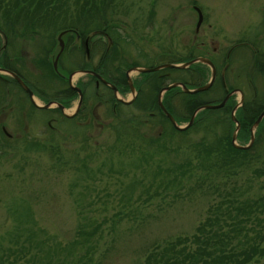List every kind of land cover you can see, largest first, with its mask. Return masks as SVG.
Segmentation results:
<instances>
[{"label": "rangeland", "instance_id": "1", "mask_svg": "<svg viewBox=\"0 0 264 264\" xmlns=\"http://www.w3.org/2000/svg\"><path fill=\"white\" fill-rule=\"evenodd\" d=\"M119 1L118 8L106 12L116 26L112 37L122 40L118 43L120 57L118 55L108 65L119 64L120 61L122 64L137 62L144 69L167 64L172 61V56L176 57L174 50L182 54V46L186 44L200 42L207 51L213 48L225 52L240 36L250 40L255 29H259L264 12V0ZM193 7L201 14L198 27ZM59 24L58 21L55 23L56 26ZM57 28L38 29L41 37L24 43L21 49H7L13 53L15 61H21L22 70L17 69L30 83V60L44 49L52 48L49 55L51 63L57 54V36L60 33ZM196 28L198 32L195 34ZM261 28L264 29L263 26ZM259 33L264 37L262 31ZM69 34L73 37L68 38L65 33L60 37L63 49L68 39H71L68 49L72 46L79 49L73 54L64 53L60 65L63 70L72 69L70 73L77 72L71 78V85L75 86L88 79L76 69L88 58L82 52L80 42L74 38L77 35ZM98 39L106 49L109 45L107 35L93 37V41ZM2 43L3 40L0 48ZM244 49L235 48L231 52L232 60L241 58L240 70L233 69L232 75L250 73V53ZM94 54L88 61L93 67L97 64V48ZM234 64L231 61L228 67L234 68ZM262 75L258 86L264 90ZM128 77L138 81L143 75L130 71ZM229 83L234 88H241L247 101L251 98L244 78L235 82L229 80ZM8 87L7 97L0 102V127H4L5 134L13 140L6 145L0 140V238L15 227L13 210L28 211V218L25 217L24 221L34 223L35 227L45 232L49 244L71 242L79 223L93 221V225H98L100 229L94 236L96 243L92 264H141L143 256L154 244L190 235L206 216L209 205L219 196L225 199L224 195L231 193L237 185L251 191L248 194L258 188L257 183L250 181L249 170L236 168L226 174L210 175L205 164L199 166L198 156L191 148L201 135L198 129L191 130L183 138L168 131L160 136V124L149 123L138 127L137 133L144 141L126 135L118 138L110 129L107 107L96 105L90 97L85 102L86 119L79 122V127L59 123L60 118L57 117L55 122L50 123L52 129H48L46 115L32 112L25 101L20 100L22 106L19 107L15 98H21V94L14 86ZM220 93L215 94L220 96ZM132 96L133 93L125 96L116 94L125 102ZM233 100L236 105L238 93ZM33 101L36 105H44L34 96ZM76 102V99L73 100L63 113L71 115ZM51 107L55 108L54 105ZM21 117H28L25 118V127H18L15 123L19 118L22 121ZM184 125V122L177 124L179 127ZM32 140L50 145H46L45 152H26L24 144ZM116 140L125 142L119 145L121 143ZM247 143L235 140L237 145ZM262 147L264 142L257 148L264 149ZM140 152L152 157L148 158L146 165L151 166L149 170L153 171H144L145 163L136 159L140 157ZM187 161L193 172L183 173L186 179L180 186L170 185L164 189L160 177L164 168L184 166ZM83 216L89 220H83Z\"/></svg>", "mask_w": 264, "mask_h": 264}, {"label": "trees", "instance_id": "2", "mask_svg": "<svg viewBox=\"0 0 264 264\" xmlns=\"http://www.w3.org/2000/svg\"><path fill=\"white\" fill-rule=\"evenodd\" d=\"M119 3V0H0V38L2 37L3 40L0 67L15 74L31 91L32 95L40 101L53 100L63 108H67L71 100L75 98V93L69 89L65 80H58L55 72L58 71L66 75L72 71V69L63 70L60 65L64 53L71 52L73 54L75 50L79 49L73 46L68 49L71 39H68L64 44L65 47L58 58L56 71L53 70L49 58L52 48L42 50L34 59L30 60L32 68L37 71L35 75L28 72L32 77H29L31 83L17 69L22 70L21 61H15L14 64L17 66L10 68L6 65L7 60L5 59L7 49H14V47L21 49L20 47L24 46V43L41 37L38 29L54 26L58 27L56 30L59 32H65L68 38L73 37L69 33H74L80 38L88 40L87 47L83 48L82 51L88 59L76 67L78 71L93 69L94 72L113 85L120 94L125 93L128 87L124 81V70L129 67H137V63L123 62L122 64L120 61L119 64L108 65L118 55L120 57L118 43L122 40L112 37L111 34L116 26L108 18L110 16L106 15V12L107 10L113 12L118 8ZM57 21L60 23L58 26L55 25ZM103 35H107L109 38V45L106 49L105 44L99 39L93 41L94 36L101 37ZM96 48L98 62L96 66L90 68L88 61L95 55ZM225 62L227 64L231 62L230 56ZM200 72L203 73L201 70ZM114 73L118 75V81L112 80ZM171 73L172 70L166 69L140 74L143 77L133 83L137 93L130 105H123L115 101L111 95V90L106 86H100L98 92L94 88L91 89L89 82L84 84L78 82V86L82 90L83 104L81 109L72 118L60 116L56 110L60 118L59 123L79 127L81 124L79 122L86 119L84 114L87 109L85 106L86 98L92 96L93 93V101L107 107L108 116L111 120L110 129L118 138L126 135L142 140V136L137 133L138 127H145L149 123L160 124L162 130L160 136L168 131L183 138L191 130L198 129L201 135L198 142L192 144L191 148H194L198 156L199 166L203 167L205 164L210 175H217L219 172L226 174L236 168L249 170L251 172L250 181L257 183L258 188L248 194L251 191L237 185L231 193L224 195L225 199L222 200L220 197L223 196L218 195L219 199L214 200L209 205L206 216L194 227L190 235L177 236L154 244L143 256L141 264H264V149L259 150L257 148L259 144L264 142V117L255 127L253 141L247 149H238L231 144V134L234 130V123L230 119V113L235 106L233 97H230L219 109L198 111L188 128L176 130L156 103L158 91L171 82V79L165 74ZM55 80L59 82V86L53 83ZM202 83H194L191 87H200ZM228 84H230L228 78L224 79L219 98L211 101L210 105L220 103L223 95L234 87ZM8 85L17 88L21 94V98L17 99L19 107L22 106L21 101H25L32 112L46 114V111L34 108L27 101L25 92L9 77H0L1 101L5 99V91L9 88ZM83 88H85V92ZM46 91L48 94H45ZM95 92L98 93L97 97ZM175 95H178L179 110L173 109L172 100L175 99ZM204 96L205 92L185 95L177 93L174 88H170L164 92L161 104L177 125L181 122L187 123L197 108L208 104L205 102ZM245 98L233 114L239 124L235 140L249 142V129L259 113L264 110V97H260L258 100L250 98L248 101ZM132 109L137 113H134ZM32 112L30 113L31 117L33 116ZM25 118L28 119V117H23L21 121L19 118L15 122L16 125L25 127ZM0 140L6 145L13 138L4 136L0 129ZM116 142L122 145V142L125 141L116 140ZM2 143L0 144L1 148ZM46 145L50 144H40L32 140L24 144L23 149L26 152H45ZM140 153V157L136 159L146 165L148 158L151 159L152 157L145 156L146 152ZM131 164H135V160ZM191 168L189 161L184 166L164 168L163 174L160 175L164 189L171 187L170 185L180 186V183L186 179L183 173L185 171L193 172ZM149 169L151 166L146 165L144 171L148 172ZM158 169L160 168L158 167ZM206 175L208 174L206 173ZM28 214V211L15 212L13 210L15 227L13 230L6 231L5 235L0 238V264L93 263L92 253L96 243L94 236L100 229L98 225H93V221L79 223L74 233L75 237L71 242L65 245L57 242L49 244L50 240L45 232L35 227L34 223L27 224L24 221L25 217L28 218ZM82 219L89 220L84 216Z\"/></svg>", "mask_w": 264, "mask_h": 264}, {"label": "flooded vegetation", "instance_id": "3", "mask_svg": "<svg viewBox=\"0 0 264 264\" xmlns=\"http://www.w3.org/2000/svg\"><path fill=\"white\" fill-rule=\"evenodd\" d=\"M193 9H194V7H193ZM259 26H260V27H258L259 29L257 30V28H256L255 31L253 32V35L250 37V40L246 39L243 36H240L235 41L236 43L234 45H232L231 48L227 49L225 52L224 51H217L216 49H213V48L210 51H207V50L204 49L203 43H200V42L198 44H196V45H193V44L187 45L186 44V45L182 46V54L179 53V51H177L175 49L174 51H175L176 57L172 56V58H173L172 61L167 62V64H165V65H173V66L185 65L183 68H162V69H159L157 71L166 70V69L172 70L171 74H165V75H168V77L171 79V82L169 81L170 83L167 86L174 85V87H171V88L176 89L177 93H183L185 95H192V94L184 92L181 86H183L187 90H192V89H195V88L198 87V86L197 87H191V86L194 85V83L203 82L201 86H204L205 84H207L209 82L210 76H211L210 67L208 65H206V64L195 62L197 59L207 60L211 64V66L213 68L214 77H213V81H212L211 85L206 90L202 91V92H205V96H204L205 98L204 99H205V102L208 103L206 105H210L209 103L211 101H215L216 99L219 98V95H216L215 93H220L222 91V87L224 85V79L228 78V76H229L228 81L231 80V82H235L236 80H238L240 78L241 79L244 78L246 80V85L249 86V89L251 91V98L254 99V100H258L260 97H264V90L262 89L263 87L260 88L258 86V81L260 79L259 77H261V74H264V37H262L261 33H259V31H262L264 33V29L261 28L262 26L264 27V12H263V17H262V20H261ZM197 32H198V29L196 28L194 30V33L196 34ZM74 38L80 42L79 44L82 45V47L84 49H85V47H87V45H88V40L87 39H82L78 35L76 37L74 36ZM1 42H2V40H1ZM2 46L3 45H1V48H0V58H2V49H3ZM235 48L236 49H238V48H243L244 49L245 48L244 50H246L248 52V54L250 53L249 56H250V60L252 62V66L249 67L250 68L249 69L250 73L241 72L240 75H238V74L237 75H234V74L232 75V70L233 69H235V71L240 70V68H241V66H240L241 65V63H240L241 60L240 59L241 58L239 57V59H237V60H232L233 56L230 57V60L232 62L236 63V64H234V68L233 67H228L229 64H227L225 62V60H228L229 56H231L232 50L235 49ZM172 52H173V49H172ZM12 54L13 53L11 51H7L6 54H5V59L7 60L6 65L8 67H10V68L16 67L15 64H14L15 58H14V55H12ZM170 54H171V52H170ZM59 56H58V58H59ZM97 60H98V57L96 59V62H98ZM179 60H181V61H179ZM57 62H58V59H57ZM134 63H137V62H134ZM199 66H200V69H198ZM90 68H93V66L91 65ZM133 68H140V67L139 66H137V67H129L126 70H124V81H125L126 86L128 87V90L125 93H123V94H120L113 85H111L106 80H104L98 73L94 72L93 69L84 70V71H89L91 73H94V74L98 75L107 84H109L110 86H113L115 88V90H116V93L114 94L110 87H108L105 84H103L99 79L95 78L91 74H86L88 79L85 82H89L90 83L89 86L91 85V89L94 88L97 91L100 89V86L108 87L111 90V95H112V97H113V99L115 101H117V102H119V103H121L123 105H130L134 101V99L136 97V93H137L136 90H135V86L133 85L134 81L129 79V77H128V73H129L128 71L130 69H133ZM0 69L5 70L2 67H0ZM142 69H144V68H142ZM200 70L203 73H201ZM5 71H8V70H5ZM30 72L33 75H35L34 74V69L32 67H30ZM154 72H156V71H154ZM29 73H28V77L32 78ZM55 74H56V77L59 78L58 80H65V83L68 86V83H67L68 74L63 75V74L59 73L58 71L55 72ZM140 74H142V73H139V75ZM262 76L264 77V75H262ZM0 77H9V76L4 75V74H0ZM9 78H11V77H9ZM112 78H113L112 79L113 81H115V80L118 81L119 80L118 75L115 74V73L112 75ZM128 81L130 82V84L132 86L133 96L129 100L128 104H124V103H122V100H120V99H118L116 97V94L120 95V96H125L127 93H131V91L129 89V85H128L129 82ZM36 82H38V81H36ZM85 82H81V84H84ZM53 83L56 84L57 86H59V82L58 81L55 80ZM167 86L162 87L161 89L166 88ZM229 86H231V85H229ZM73 87H76L79 90L80 95H81V102L79 104V107H78L77 111L75 112V114L72 116V117H75L78 114L79 110L81 109V106H82L83 103H82V90L78 86V83H76L75 86H73ZM69 89H71V88H69ZM71 90L75 93V98H73L71 100V102L73 100H75V99L78 100V95H77L76 91L73 90V89H71ZM168 90H166V91H168ZM83 91L85 92V88H83ZM159 91H158V93H159ZM166 91H163L161 94H164V92H166ZM223 91H225V90H223ZM232 91H234V92H232ZM237 92L241 93L242 101H243L244 98H245V95H243V92H242L241 88H238V87H236V88L233 87L231 90L227 91L226 94L223 95L222 100L229 93H231V94L227 97L226 101L230 97L234 98V96H235V94ZM158 93H157V95H158ZM198 93H201V92H198ZM6 94H8L7 90L5 91V97H7ZM194 94H196V93H194ZM157 95H156V103H157ZM25 96H26L27 101L32 105V103L30 102L26 92H25ZM95 96L96 97L98 96L97 92H95ZM209 96H211V97L209 98ZM213 96L216 97V98H214ZM32 97H33V95H32ZM90 98L93 99V93H92V96H90ZM17 99H19V98H15V100H17ZM0 101H1V99H0ZM161 101H162V98H160V102ZM49 102L58 104L57 102H55L53 100H50V101H47V102H43V104L45 105L46 103H49ZM123 102H125V101H123ZM95 104L99 105V106H102L99 102H96ZM172 104H173V109H175V110H179L180 109V106L178 104V95H175V99L172 100ZM58 105H60V104H58ZM76 105H77V102H76ZM36 109H38V108H36ZM41 110L46 111L45 115H46L47 119H46V123L45 124H46V126L49 129H52V126L50 124L51 122H55L57 120V117L59 118V115L63 116L62 113L60 112V110L56 106H55V108L50 107V108L41 109ZM56 110L58 111L57 113L59 115H57ZM64 110H65V108H63V111ZM72 117H70V118H72ZM85 122L88 123V121H85ZM0 128H1V132L6 137H9L7 134H5V131L3 129L4 127H0Z\"/></svg>", "mask_w": 264, "mask_h": 264}, {"label": "water", "instance_id": "4", "mask_svg": "<svg viewBox=\"0 0 264 264\" xmlns=\"http://www.w3.org/2000/svg\"><path fill=\"white\" fill-rule=\"evenodd\" d=\"M194 10L196 11V13H197V22H196V27H198L199 26V24H200V22H201V14H200V11L197 9V8H194ZM65 32H60L59 34H58V36H57V44H58V51H57V54H56V56L54 57V60H53V62H52V68H53V70L54 71H56V63H57V59H58V56L60 55V53L62 52V50H63V44H62V42H61V39H60V37L64 34ZM195 62H199V63H203V64H206V65H208L209 67H210V69H211V76H210V80H209V82L207 83V84H205L204 86H201V87H197V88H195V89H192V90H187V89H185L183 86H181L182 87V89H183V91L184 92H186V93H189V94H194V93H198V92H202V91H204V90H206L210 85H211V83H212V81H213V77H214V71H213V68H212V66H211V64L207 61V60H203V59H197ZM185 65H179V66H173V65H162V66H158V67H155V68H152V69H142V68H133V69H130L128 72H130V71H136L137 73H149V72H154V71H157V70H159V69H162V68H183ZM81 73H83V74H91V75H93L95 78H97V79H99L103 84H105L106 86H108V87H110L111 88V90L113 91V93L115 94L116 93V90H115V88L113 87V86H110L109 84H107L105 81H103L98 75H96V74H94V73H91V72H89V71H80ZM75 73H77V72H73V73H70L68 76H67V83H68V86H69V88H71V89H73V90H75L76 91V93H77V95H78V100H77V105H76V107H75V109H74V112L71 114V115H65L62 111H63V108L60 106V105H58V104H56V103H46L45 105H43V106H39V105H36L35 103H34V101H33V97H32V94H31V92L29 91V89L13 74V73H10V72H8V71H5V70H2V69H0V74H4V75H7V76H9V77H11L26 93H27V96H28V98H29V100H30V102L32 103V105L35 107V108H38V109H47V108H50L52 105H55L59 110H60V112L62 113V115L63 116H65V117H68V118H70V117H72L74 114H75V112L77 111V109H78V107H79V104H80V102H81V95H80V92H79V90L76 88V87H73L72 85H71V78H72V76L73 75H75ZM129 82V81H128ZM128 85H129V89H130V91H131V93L133 92V89H132V86H131V84H130V82L128 83ZM180 86V85H179ZM171 87H174V85H170V86H167L166 88H163V89H161L160 91H159V93H158V95H157V105H158V107L161 109V112L163 113V115L167 118V120L169 121V123L172 125V127H174L176 130H184V129H186V128H188L190 125H191V123H192V120H193V118H194V116H195V114L198 112V111H200V110H204V109H206V110H214V109H219V108H221L223 105H224V103H225V101H226V99H227V97L232 93V92H234V91H232L231 93H229L227 96H225V98L220 102V103H218V104H216V105H204V106H201V107H199V108H197L192 114H191V116L189 117V120H188V122L186 123V125H184V126H182V127H179V126H177L176 124H175V122H174V120L172 119V117L165 111V109L163 108V106H162V104H161V102H160V96H161V93L163 92V91H166V90H168L169 88H171ZM238 94H239V101H238V103L234 106V108L232 109V111H231V113H230V119H231V121L234 123V130H233V132H232V134H231V144L235 147V148H238V149H247V148H249V146L251 145V143H252V141H253V132H254V129H255V127L259 124V122H260V120L264 117V110L263 111H261L260 112V114L257 116V118L255 119V121H254V123L252 124V126L250 127V129H249V142L246 144V145H244V146H238V145H236L235 144V137H236V133H237V131H238V129H239V124H238V122L236 121V119L234 118V116H233V113H234V111L237 109V108H239L240 106H241V103H242V95H241V93L240 92H237ZM122 103H124V104H128L129 103V101H127V102H123L122 101Z\"/></svg>", "mask_w": 264, "mask_h": 264}, {"label": "bare ground", "instance_id": "5", "mask_svg": "<svg viewBox=\"0 0 264 264\" xmlns=\"http://www.w3.org/2000/svg\"><path fill=\"white\" fill-rule=\"evenodd\" d=\"M73 79V78H72Z\"/></svg>", "mask_w": 264, "mask_h": 264}]
</instances>
